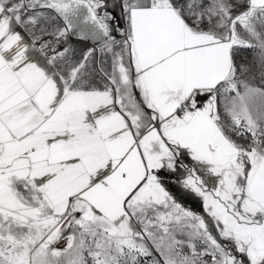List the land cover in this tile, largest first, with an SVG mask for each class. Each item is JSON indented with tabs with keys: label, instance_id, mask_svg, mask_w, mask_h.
Segmentation results:
<instances>
[{
	"label": "snow or ice",
	"instance_id": "snow-or-ice-1",
	"mask_svg": "<svg viewBox=\"0 0 264 264\" xmlns=\"http://www.w3.org/2000/svg\"><path fill=\"white\" fill-rule=\"evenodd\" d=\"M0 264H264V0H0Z\"/></svg>",
	"mask_w": 264,
	"mask_h": 264
},
{
	"label": "rangeland",
	"instance_id": "rangeland-1",
	"mask_svg": "<svg viewBox=\"0 0 264 264\" xmlns=\"http://www.w3.org/2000/svg\"><path fill=\"white\" fill-rule=\"evenodd\" d=\"M110 3L111 0H108ZM70 43L75 45L78 48H85L86 44L89 45L91 42H84V41H78L75 38H72L70 40ZM244 55H247L249 58L251 57V53H244ZM162 178L164 180L165 187L167 190L177 199L179 203H181L184 207L189 208L196 212H202V208L200 205V201L198 198H196L191 193L185 191L178 183H174V181L178 180L180 178V174L169 176L167 174L162 173Z\"/></svg>",
	"mask_w": 264,
	"mask_h": 264
},
{
	"label": "crops",
	"instance_id": "crops-1",
	"mask_svg": "<svg viewBox=\"0 0 264 264\" xmlns=\"http://www.w3.org/2000/svg\"><path fill=\"white\" fill-rule=\"evenodd\" d=\"M90 46H92V44H91V43H89V45H88V44H86L85 48H87V47H90ZM80 49H82V47H81ZM83 49H84V48H83Z\"/></svg>",
	"mask_w": 264,
	"mask_h": 264
}]
</instances>
